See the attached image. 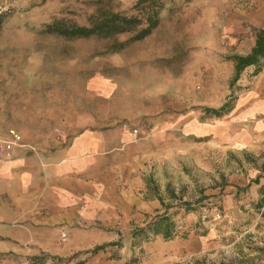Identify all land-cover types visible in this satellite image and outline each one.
<instances>
[{
	"label": "rangeland",
	"instance_id": "rangeland-1",
	"mask_svg": "<svg viewBox=\"0 0 264 264\" xmlns=\"http://www.w3.org/2000/svg\"><path fill=\"white\" fill-rule=\"evenodd\" d=\"M93 1L0 0V142L21 136L0 159V264H264V61L234 87L228 61L253 49L264 0H163L159 27L120 53L45 34L85 24ZM79 138L100 146L69 203L44 162ZM163 215L172 241L133 236Z\"/></svg>",
	"mask_w": 264,
	"mask_h": 264
},
{
	"label": "trees",
	"instance_id": "trees-1",
	"mask_svg": "<svg viewBox=\"0 0 264 264\" xmlns=\"http://www.w3.org/2000/svg\"><path fill=\"white\" fill-rule=\"evenodd\" d=\"M46 1V0H43ZM94 11L87 18L85 24H78L65 19H56L44 26V32L68 40L98 38L106 41H114L112 52L120 53L127 45L143 41L155 31L161 22L163 0H138L129 13L118 11L113 0H94ZM130 36L124 42H118L121 36ZM234 66V77L230 86L234 87L240 80L245 70L255 67L256 74L261 71L264 61V28L256 32V40L253 49L247 56H232L228 58ZM233 107L227 102L219 110H208L214 118H222L232 111ZM256 183V185H258ZM202 198L201 202L209 200ZM264 200V199H263ZM264 204V203H263ZM186 213L194 212L191 205H183ZM146 232L160 235L165 241H172L176 236V225L169 215L156 217L145 228L136 230L133 236L136 238L147 236ZM109 246H120L109 245ZM109 246L97 248L94 253L105 250Z\"/></svg>",
	"mask_w": 264,
	"mask_h": 264
},
{
	"label": "crops",
	"instance_id": "crops-1",
	"mask_svg": "<svg viewBox=\"0 0 264 264\" xmlns=\"http://www.w3.org/2000/svg\"><path fill=\"white\" fill-rule=\"evenodd\" d=\"M96 142V140L90 138H79L72 142L70 148L57 152L50 161L45 159V169L47 170V167L53 168L50 170L54 172L56 180L61 181L62 186L68 188L67 190L62 189V192L69 203L73 202V196H78L80 189L83 191L84 187L78 183V177L84 174L88 175L89 172L94 170L95 147L100 146ZM5 171H8V169ZM21 178L23 179L22 183L27 185L29 176L23 174ZM12 232L14 231H4L5 234H11Z\"/></svg>",
	"mask_w": 264,
	"mask_h": 264
},
{
	"label": "built area",
	"instance_id": "built-area-1",
	"mask_svg": "<svg viewBox=\"0 0 264 264\" xmlns=\"http://www.w3.org/2000/svg\"><path fill=\"white\" fill-rule=\"evenodd\" d=\"M9 10L6 5L0 7V15ZM10 141L0 142V159H11L16 146L20 145L21 136L15 131L10 132Z\"/></svg>",
	"mask_w": 264,
	"mask_h": 264
}]
</instances>
